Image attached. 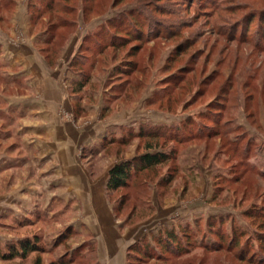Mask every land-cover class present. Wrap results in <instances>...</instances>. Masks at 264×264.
I'll list each match as a JSON object with an SVG mask.
<instances>
[{
  "label": "rangeland",
  "instance_id": "obj_1",
  "mask_svg": "<svg viewBox=\"0 0 264 264\" xmlns=\"http://www.w3.org/2000/svg\"><path fill=\"white\" fill-rule=\"evenodd\" d=\"M7 1L0 0V24L14 32L11 42L29 34L42 55L37 65L61 62L75 116L60 111L71 131L64 144L82 171L109 179L121 160L145 152V138L101 146L104 136L125 137L142 124L167 125L166 133L181 127L153 148L170 153L168 161L137 172L125 188L106 189L117 223L106 232L91 218L94 199L84 196L94 183H67L61 175L54 184L49 151L35 144L51 136L20 139L5 95L38 93L0 70V244L38 235L44 247L0 264H33L37 257L44 264H264V0H99L97 6L75 0L82 3L79 26L62 28L52 44L42 25L47 16H37L51 0H18L20 10L16 0ZM83 5L92 7L86 20ZM70 60L76 63L67 69ZM81 69L91 80L89 90L76 94ZM9 157L16 165L5 169ZM33 182L40 194L27 199L43 210L37 215L27 214L34 204L21 203L18 194ZM170 230L180 252L157 246ZM143 246L147 256L130 255Z\"/></svg>",
  "mask_w": 264,
  "mask_h": 264
},
{
  "label": "crops",
  "instance_id": "obj_2",
  "mask_svg": "<svg viewBox=\"0 0 264 264\" xmlns=\"http://www.w3.org/2000/svg\"><path fill=\"white\" fill-rule=\"evenodd\" d=\"M15 5L17 7L16 10L18 8L19 10L22 8V4H20L18 0H16ZM13 33L14 32H12L11 30L6 31L4 29V26H1L0 24V70L4 73H9V75L12 77H8L10 81L13 82L14 80L16 84L23 85V87L27 89L31 87V89L37 91L36 93L38 94H35L33 96L31 93L27 94V92H25L23 94L17 93L14 96L5 95L4 99L8 103V107L4 108L5 113H8L10 116L12 115V113L13 115L14 113H16L14 117L18 119L15 120L16 122L18 121V124L15 126L17 127V132L19 133L20 139L23 140V143L27 139L28 134L32 135L35 138L42 137L43 134L51 136L50 140L46 141V143H43L44 141L40 140V138H36L37 143L35 144L36 146H38L39 144L40 146H43L44 149L49 151L50 156L47 157L46 160L52 165L51 169L49 170V175L51 176V178H53L52 180H54L53 182L55 185L60 183V181H56L55 179L57 177L59 178L61 175L63 177L61 180L63 182L66 181L67 183L80 181V185H82L83 183H85L86 178L94 183V185L87 184L88 186L90 185L87 189L89 193H84L85 197L89 196L94 199L90 207L94 214L91 218L95 222L97 228L104 229L106 230V232H108L109 230L113 232L117 229V223H115V215L111 213L107 205L108 200L106 199V189L108 176L92 175V173L87 171L86 167H84V171H82L79 168L80 166L76 164V161L73 160L72 157H70L69 145L64 144V141H69L70 138L67 135L71 131H68L69 129H67L66 123H63L61 121L60 111L61 109L65 108L64 110L73 113L74 109H70L68 107L73 105V100L71 103L69 99L66 98L64 93V86L66 87L67 85L65 77L63 79L64 82L62 83L61 81V62L58 61L55 66L50 68L46 66L43 67V63H39L37 65V54H39L41 58L42 55L40 54L35 41L29 38L28 34L29 40H27L28 38H26V41L24 42H18V44L12 43V40L15 41L13 39ZM29 42H31L32 47L28 46ZM70 64L71 63L68 62L67 69H69ZM28 114H30V119L28 118ZM15 121L12 120L11 124L8 127L9 129H7L9 131L7 132L12 133L11 128L13 126L12 124L16 123ZM60 134H64L62 139L59 138ZM96 141H98V143L100 142L99 139H97ZM91 144L95 145V142H92L90 144L88 143V145ZM6 159L8 158L3 159L5 163V169H7L8 167H11L10 169H12V166L16 164L12 162L11 157H9L8 159L9 162L6 161L7 163L5 162ZM19 161V165L21 166L25 165L26 163L24 157ZM81 163L83 166V161H81ZM85 171L86 173L84 174L83 172ZM73 183L72 186H70L69 184V190L74 187ZM98 183L99 187H96L95 184ZM26 185L24 187V190H22L23 194L20 191L18 192V194L20 193L19 197L21 199L23 198V200H21V203L27 201L26 203L28 206L30 205V203L31 205L34 204L32 203L34 200L32 201L27 199L30 198L28 197V195L33 193L38 196L40 193L35 182L32 183L33 189L31 187L29 188V185ZM83 188L84 185L82 186V189ZM33 198L34 197L30 199ZM71 198L74 199V197ZM34 206L29 210L27 214L32 215L43 212V210H40L37 204H34ZM118 231L121 234V231Z\"/></svg>",
  "mask_w": 264,
  "mask_h": 264
},
{
  "label": "trees",
  "instance_id": "obj_3",
  "mask_svg": "<svg viewBox=\"0 0 264 264\" xmlns=\"http://www.w3.org/2000/svg\"><path fill=\"white\" fill-rule=\"evenodd\" d=\"M87 1V0H84ZM94 2V5L100 2L99 0H89ZM83 2V0H82ZM14 0H8L7 3L5 2V6L9 4H13ZM81 4L79 5L75 3V0H51L48 2L44 7H40L38 10V17L42 18L44 15L47 16V20L42 22L43 26H46L47 32H52L49 39H47V44H52V40L56 37L57 32H59L62 28H76L80 24V14H78V20L75 18L76 12L81 10ZM93 5V7H94ZM92 9L90 6L83 5V19L86 20L88 11ZM129 19L131 21L136 16L133 12L127 13ZM39 20V19H37ZM134 21V20H133ZM41 22V21H40ZM138 24V23H137ZM141 26L140 24L137 27ZM90 35V33H88ZM57 49L50 54L51 62H53V55L57 52ZM44 50V49H43ZM75 60L71 61V67L75 66ZM95 63V62H94ZM81 73H84V78L78 82H75V87L73 92L76 94H80L83 92L84 89L89 90L88 85L90 84V73H86L85 70L81 69ZM79 96V95H77ZM81 96V95H80ZM81 98V97H79ZM185 124V123H184ZM179 127L181 125H174L172 128L173 131L166 133L164 130L167 129V125H140L138 130H131L127 136L119 137V138H106L101 141V146L104 145H112L113 143L117 144H128L134 138H145L147 141L145 143V152L137 155L133 159L130 160H121L120 163L116 164L113 168L109 171V179L107 182V189L109 192L117 191L119 189L125 188L129 185L132 178L137 174V172L141 170H146L148 168L156 167L159 164H162L168 161L171 157V154L165 150L157 151L153 150V148L158 147L160 138H169V134L174 133V131L179 132ZM158 129V131H157ZM171 139V138H170ZM39 214V213H38ZM37 215V214H35ZM187 230V229H186ZM164 238H157V246L159 250L162 252H168V246H172V249L178 250L180 252L181 248V241L178 238L176 231L170 230L165 231ZM188 233H186V237L188 238ZM40 236L35 235L34 237L25 236L24 238H20L17 240L10 241L6 243V245L0 244V260H13V259H20L25 260L30 254L39 253L42 251V245L39 243ZM57 241V239H56ZM168 241V242H167ZM57 242L54 243V245ZM261 248L264 249V245H260ZM150 247V245H149ZM143 249L140 250L138 247L133 248L135 250V255L130 253V255L143 257L148 255V248L144 249L145 246L142 247ZM33 264H44L42 263V259L37 257ZM49 264H55V262H51ZM135 264V263H131Z\"/></svg>",
  "mask_w": 264,
  "mask_h": 264
}]
</instances>
